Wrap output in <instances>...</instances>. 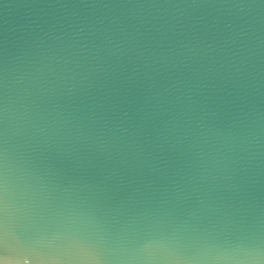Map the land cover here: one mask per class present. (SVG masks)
<instances>
[{
    "label": "clouds",
    "instance_id": "1",
    "mask_svg": "<svg viewBox=\"0 0 264 264\" xmlns=\"http://www.w3.org/2000/svg\"><path fill=\"white\" fill-rule=\"evenodd\" d=\"M0 264H264V0L12 5Z\"/></svg>",
    "mask_w": 264,
    "mask_h": 264
},
{
    "label": "water",
    "instance_id": "2",
    "mask_svg": "<svg viewBox=\"0 0 264 264\" xmlns=\"http://www.w3.org/2000/svg\"><path fill=\"white\" fill-rule=\"evenodd\" d=\"M18 2L19 0H0V18L5 17L8 14L9 8Z\"/></svg>",
    "mask_w": 264,
    "mask_h": 264
}]
</instances>
